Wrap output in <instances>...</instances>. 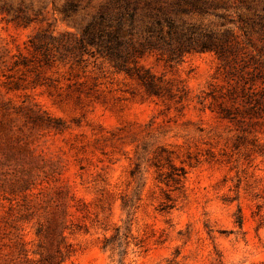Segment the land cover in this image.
<instances>
[{
	"label": "rangeland",
	"instance_id": "1",
	"mask_svg": "<svg viewBox=\"0 0 264 264\" xmlns=\"http://www.w3.org/2000/svg\"><path fill=\"white\" fill-rule=\"evenodd\" d=\"M106 1L0 0V264L44 263L62 211L60 264H118L101 247L116 227L124 264H264V123L220 117L211 95L231 87L213 50L138 57L151 92L80 47ZM223 4L184 17L259 44L248 9L264 0ZM170 164L185 175L161 210Z\"/></svg>",
	"mask_w": 264,
	"mask_h": 264
},
{
	"label": "trees",
	"instance_id": "2",
	"mask_svg": "<svg viewBox=\"0 0 264 264\" xmlns=\"http://www.w3.org/2000/svg\"><path fill=\"white\" fill-rule=\"evenodd\" d=\"M223 6L225 4L219 5V0H107L83 26L78 43L82 48L87 44L96 45L116 69L138 79L151 92H157L158 84L148 69L136 65L138 57L158 51L167 54L168 59H180L195 50H213L222 61L224 77L231 87L227 93L211 95L218 104L220 117L247 116L256 118L257 123H264V12L248 9L250 21L247 24L258 33L259 44L247 33L240 39L228 28L219 32L184 17ZM136 172L132 170L131 176H136ZM184 175V167L177 170L173 164L169 171L158 175L159 182L167 187L161 210L170 208L167 203L171 200L169 193L182 186ZM123 206H126L125 201ZM62 212L65 218L55 224L59 238L55 241L54 253L42 264H60L64 250L66 256L72 252L69 244L61 245L64 232L72 223L66 218L68 211ZM26 216L21 214L15 222ZM15 236L16 245L21 244L19 233ZM128 237V229L121 234L120 228L116 227L112 235L103 238L101 247L116 254L118 264H124Z\"/></svg>",
	"mask_w": 264,
	"mask_h": 264
}]
</instances>
